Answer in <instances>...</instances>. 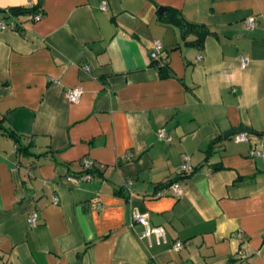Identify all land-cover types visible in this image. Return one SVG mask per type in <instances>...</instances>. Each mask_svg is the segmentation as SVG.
Masks as SVG:
<instances>
[{"label": "crops", "instance_id": "0c3cea01", "mask_svg": "<svg viewBox=\"0 0 264 264\" xmlns=\"http://www.w3.org/2000/svg\"><path fill=\"white\" fill-rule=\"evenodd\" d=\"M29 3L38 21L2 17ZM166 8L207 34L184 43ZM0 21V264H264V0H0Z\"/></svg>", "mask_w": 264, "mask_h": 264}, {"label": "built area", "instance_id": "2783aa9c", "mask_svg": "<svg viewBox=\"0 0 264 264\" xmlns=\"http://www.w3.org/2000/svg\"><path fill=\"white\" fill-rule=\"evenodd\" d=\"M25 10H30L32 9V5L29 3L24 7ZM101 10L105 9V5L101 4L100 6ZM40 18V14L39 13H35L32 15L31 19L33 21H38ZM255 18L250 17L247 18L244 21V28L247 31H251L255 28ZM16 26L14 23H10V24H5L3 21H0V29H9V30H15ZM162 52V48L161 45L159 44L158 41H155L153 44V48L152 50L149 52V60L153 61V60H158L159 56ZM164 62V61H163ZM248 64V58L246 56H240L239 57V67L240 69H244ZM81 95V88L80 87H74V88H70L65 90L64 92V96H65V100L68 103H75L78 101L79 97ZM157 137L165 142H169L170 139L168 136H166V134L164 133L163 130H159L157 131ZM235 142H240L245 140L244 135H237L234 138ZM258 154V153H257ZM259 155V154H258ZM91 162L89 161H82L81 163V169L82 170H89V168L91 167ZM191 170V167L188 164V159L185 156L181 157V163L178 169V174L177 175H184L187 174L189 171ZM69 183L71 184H77L78 182H82V181H87L89 180V174H85L82 173L80 176H74L71 177L69 176V178H67ZM127 186L130 184H126ZM126 187V186H124ZM169 189H170V193L177 197L180 195L181 193V189H180V185L178 182H173L171 184H169ZM158 196L161 195V192H158L157 194ZM130 223H137L140 224L143 227V231L140 234V238H143L147 241V244L150 245L151 242H154L155 244H160V243H164L165 239H164V233H163V229L161 227H149L148 225V217L146 213H142V212H138L133 210L130 213ZM36 221V214L34 212H32L29 216H28V224L30 226H33L35 224ZM235 236L240 237V235L236 234ZM180 246L178 243H174L172 245V249L177 251L179 250ZM245 255L243 253L240 254V260H244L245 259Z\"/></svg>", "mask_w": 264, "mask_h": 264}, {"label": "trees", "instance_id": "16d2710c", "mask_svg": "<svg viewBox=\"0 0 264 264\" xmlns=\"http://www.w3.org/2000/svg\"><path fill=\"white\" fill-rule=\"evenodd\" d=\"M1 13L5 14L2 17H4L5 19H9V18H14L20 14H25V15L32 17L33 14H35V13L40 14L41 12L39 10H36L35 7H32V9H30V10L19 9V8L8 9L6 11H2ZM158 19L167 25L174 26L179 31L180 36H181L182 40L184 41V43H189L185 39L188 36H191L193 34H195V39L193 42L191 41V43H198L199 40H201V37L202 36L204 37V35L207 34L206 33L207 28L204 25L191 24V23L185 21L182 18V16L180 15V13L177 12L176 10L172 9V8L164 9L162 13L158 14ZM15 26H16L15 30H17L18 26L16 24H15ZM150 64H151V67L155 68L160 75L161 74H164V75L168 74L166 59L161 54H160L158 60H153V61H151ZM6 135L15 140L17 151H23L22 147L19 146L18 141L14 138V135L12 134V132L11 133L8 132V133H6ZM213 145H214V143H213ZM80 173L91 174L92 170H90V168H89V170H82L81 169ZM185 176H186V174L177 175V177L173 181H171L170 184L173 182H179L180 180L184 179Z\"/></svg>", "mask_w": 264, "mask_h": 264}, {"label": "water", "instance_id": "95a60500", "mask_svg": "<svg viewBox=\"0 0 264 264\" xmlns=\"http://www.w3.org/2000/svg\"><path fill=\"white\" fill-rule=\"evenodd\" d=\"M160 11V10H159ZM252 134V131L251 130H249L248 128H246V127H244V126H241V127H238V128H235V129H233V130H231V131H229V132H227V133H225L224 135H223V138L224 139H227V138H229V137H231V136H234V135H242V134Z\"/></svg>", "mask_w": 264, "mask_h": 264}]
</instances>
